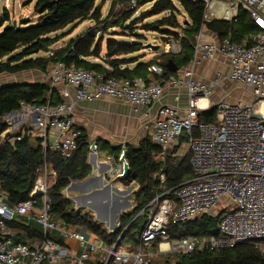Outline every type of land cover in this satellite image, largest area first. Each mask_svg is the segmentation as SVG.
Segmentation results:
<instances>
[{"label": "built area", "instance_id": "obj_1", "mask_svg": "<svg viewBox=\"0 0 264 264\" xmlns=\"http://www.w3.org/2000/svg\"><path fill=\"white\" fill-rule=\"evenodd\" d=\"M139 1L115 0L113 13L125 8L133 10ZM200 1L205 5L206 22L231 20L239 8L246 11L258 31L248 38L250 45L228 39L202 41L200 32L193 57L178 71V76L172 74L149 83L142 78L105 79L100 74L57 61L43 75L50 90L58 94L60 103H20L19 110L4 117L6 130L0 136L9 142L20 141L25 135L35 136L44 154L48 150L57 152L66 161L76 150L80 134L72 118L78 103L107 99L127 104L137 112L151 109L160 100L164 87L177 92L185 90L184 115L176 107L162 106L156 111L153 123L152 141L163 154L185 145L190 155L191 179L175 188V201L164 198L158 205L163 195L154 200L158 209L142 229L137 249H133L124 232L118 237L122 238L116 248L115 244L101 248L98 239L84 229L66 227L52 220L47 192L54 174L44 167L34 183L30 200L10 207L5 204L6 194L0 191V264H86L87 261L151 264L152 254L143 250L156 242L159 254L187 255L264 241V0ZM180 50L179 41L159 45L160 54L175 55ZM216 57L227 62V72L216 75L211 82L196 79L195 68ZM149 72L157 78L164 74L158 65L151 66ZM226 84L242 86L249 99L241 95L235 103L222 101L212 106L209 100L214 89ZM173 99L178 103L180 94L175 93ZM212 107L217 108L215 122L198 123L199 113ZM89 149L94 152L96 147L93 144ZM122 153L116 167L109 172V179L120 180L123 175ZM159 180L164 183L163 173L159 174ZM36 195L42 197L40 209L33 201ZM199 216L217 219L216 235L170 240L166 232L170 219L183 223ZM21 220L39 224L44 239L30 245L14 243L13 230L5 222ZM119 227L117 220L108 232L113 233ZM48 233H54L62 241L76 242L82 252L76 256L64 245L47 238Z\"/></svg>", "mask_w": 264, "mask_h": 264}, {"label": "trees", "instance_id": "obj_2", "mask_svg": "<svg viewBox=\"0 0 264 264\" xmlns=\"http://www.w3.org/2000/svg\"><path fill=\"white\" fill-rule=\"evenodd\" d=\"M97 1L37 0L33 11L39 22L31 26H27L28 21H23L22 26L13 27L8 11L4 9L0 16V75H16L29 71L45 73L50 65L62 61L66 66L100 74L105 79L142 78L148 83L147 78L152 75L149 72L151 66L158 65L164 70L161 78L153 75L157 80L173 74L165 68L168 61H172L179 69L186 67L193 57L196 37L203 29L215 34L219 40L228 39L247 46L250 45L248 38L258 32L248 13L242 8L238 9L237 15L231 20L206 22L205 5L200 0H140L135 9L125 8L116 13H113L115 0H111L109 14L103 19L102 6L106 0H101L100 3ZM145 4L152 6L149 15L163 16L143 25L142 31L159 35L162 43L179 41L181 50L178 54H160V51H154V57L148 61L138 56L146 45L142 43L144 37L135 33L134 25L144 15L133 20L131 24L127 23L133 19L138 8ZM180 10L186 16L182 24L177 21ZM85 21H90L93 25L75 38L57 46ZM5 24L10 27L4 30ZM113 29H120V32H111ZM126 36H131L133 41L118 39ZM60 101L58 94L50 90L47 82L0 86V136L6 130L4 117L19 110L20 103L57 105ZM216 111L217 108L212 107L199 113L198 123L215 122ZM76 130L80 133L77 148L66 161L57 152L48 150L44 154L35 136L25 135L20 141L13 142L0 137V191L7 196L5 204L14 207L30 200L34 183L45 167L47 172L54 174L47 192L52 220L66 227L82 228L107 246L115 244L124 232L127 241L137 249L139 235L152 214L150 210L153 208L154 212L157 211L164 198L175 201V188L191 179L189 153L181 158L174 155L176 150L162 155L159 147L149 138L142 140L137 147L127 146L125 161L130 173L127 178L115 181L124 185H137V190L133 193L135 206L120 215V227L109 233L95 220L93 214L85 209L75 208L64 196V191L72 182L82 181L92 172L87 163L90 152L87 133L84 129ZM95 147L103 150L109 148V145L101 141ZM117 153L115 159L118 161L121 150L117 149ZM160 173L165 177L163 184L159 180ZM160 196L162 197L159 198ZM156 198H159L158 205L153 203ZM33 201L40 209L42 197L36 195ZM99 202L101 199L97 198L94 204ZM22 221L5 222L14 232V243L30 245L44 239L39 224L32 220L24 223ZM216 228V218L199 216L183 223L170 219L166 232L170 240L176 241L213 236L216 235ZM46 237L63 245L62 240L54 233H48ZM154 244L157 245V242ZM174 258L176 264H264V241L243 243L218 251H193L187 255H174ZM93 264L103 262L97 261ZM109 264L113 262L110 261Z\"/></svg>", "mask_w": 264, "mask_h": 264}, {"label": "crops", "instance_id": "obj_3", "mask_svg": "<svg viewBox=\"0 0 264 264\" xmlns=\"http://www.w3.org/2000/svg\"><path fill=\"white\" fill-rule=\"evenodd\" d=\"M69 37L70 36L61 40L57 44V46H61L65 42L69 41L70 39L67 40V38ZM200 39L202 41H215L216 39H218V37L215 34H212L210 31L203 29L200 35ZM150 59L144 61H148ZM182 69L183 68L181 69L178 68V71H181ZM226 72H227V62L223 58L216 57L215 60L204 62L200 66L196 67L194 71L195 74L194 77L204 82H211L212 80H214L216 75L225 74ZM34 73H39V72H34ZM178 73L179 72L173 74L175 76H178ZM147 79L149 80V82L158 81L153 75H149ZM24 83L32 84L37 82L35 81L31 82L27 80L24 81ZM233 87H235V85L232 84H226L219 88L216 87L213 91V94L210 97L209 100L210 104L213 105L219 102V100H224L226 94H230V92L233 90ZM175 93L180 94V100L178 103H176L173 99ZM186 101L187 100H186L185 90H180L177 92L176 90L171 89L169 87H164L163 94L160 100L157 103H155L151 109H141L137 112L133 111L131 107L127 104H123L116 101H110L107 99L78 103L75 106L74 111L72 113L74 127L77 129L78 128L84 129L86 131L90 146L93 144L94 145L99 144L102 141L107 143L109 145V148H104L103 150L95 149L94 152H89L87 163L91 167L92 170L91 175L87 179H84L82 181L72 182L69 187L71 189H74V192H80L86 190L87 184L90 182L99 183L100 186L102 185V183L104 184L103 179H105V177L109 178L108 176L109 172L117 165V163H115L118 162L115 159V156L118 154L117 149H120L121 152H123V150H125L127 146L137 147L139 143L146 138L152 140V136L154 133L153 123L158 108L162 106L176 107L178 109L179 114L184 115L186 109ZM109 149H111L112 151H116L115 155H112L110 153L107 154V151ZM174 150H176L175 151L176 153L174 155L177 156L178 150L177 149ZM174 150H171L165 154L173 152ZM119 182L120 181H118L117 183ZM114 184L115 185H113L112 190H115L118 196L123 195V193L125 192L121 190L122 188L120 187V191H119L118 189L119 186L116 183ZM105 186L106 187L104 190H110V185H105ZM135 189L137 190V185L134 188V190ZM83 193L84 194L82 195V197H75V198L90 199L97 195H103L96 191H93L92 193L89 194H86L85 191ZM110 197L112 200L111 203L110 201H105V204L108 205L107 207L110 208L108 212L105 209L106 205L105 206L102 205L103 199H101V202H99V204L93 203V207L95 208L96 211L99 212L98 221L106 220L109 215L113 216V212L116 211L118 212V210L122 208L120 203L117 204L116 202H114L119 200L120 197H117L115 195H111ZM127 198H129V196ZM121 214H119L117 218L115 217L116 220L119 221V217ZM115 218L112 217L111 223H113ZM23 222H25V220H23ZM101 224L104 225L102 222ZM62 242L64 247L73 254H75L76 256H79L80 253L82 252V247H80L76 242H72L68 240ZM99 246L101 248L108 247L102 241H99ZM151 247L153 248L154 251L153 253H149V254H152L155 257L162 256V254L158 253L156 244H153L149 248ZM86 264H93V262L87 261Z\"/></svg>", "mask_w": 264, "mask_h": 264}, {"label": "rangeland", "instance_id": "obj_4", "mask_svg": "<svg viewBox=\"0 0 264 264\" xmlns=\"http://www.w3.org/2000/svg\"><path fill=\"white\" fill-rule=\"evenodd\" d=\"M5 1H6V3H5ZM36 1L37 0H0V16H1L3 10L6 9L8 11L11 24H13L15 22L16 26H22L21 23L23 21H28L27 26L36 25L39 22L38 17L34 14V11H33V8H34ZM97 2L100 3L101 0H98ZM110 5H111V0H106L105 3L103 4V6H102V17H103V19L108 16L109 10H110ZM151 11H152L151 4H145L144 6L138 8L136 13L134 14L133 19L127 23V24H131V23H133V20L135 21L136 18H139L142 15H144V18L141 21H138L139 19H137V21H135L136 24L134 25L135 33L142 35L145 39L144 41H142L144 46L147 44H151L154 46L162 44L161 39H160L161 37L159 35H157L155 33L145 32V31H142V29H141L143 25H147L149 23H152V22L156 21L157 19H159L163 16V14L157 15V16H151V15H149V12H151ZM185 17H186L185 14H183L180 10L179 15L177 16V21L179 22V24L183 23V19H185ZM6 25L7 24H5V26ZM92 25H93V23H91L90 21L83 22L70 35V37L67 38V40L76 37L77 35H79L83 31H85L88 27H90ZM22 28H24V27H22ZM111 32H120V29H113ZM115 38H117V37H115ZM118 39L129 41V42L133 41L131 36H129V37L128 36L118 37ZM138 56L140 58H143V60H147V59L154 57V51L146 50L144 47V49L138 53ZM34 72H36V71H34ZM34 72L29 71V72H22V73H19L16 75H8V74L0 75V86L12 84V83H24V81H27V80L31 81V82H34V81L35 82H45V77L43 75L44 73H40V72L34 73ZM241 95L244 98L249 99L244 92V88L240 85H236L235 87H233V90L230 92V94H226L225 99L219 100V102L224 101L227 103H233V102L235 103L237 101L236 99ZM212 106H214V104ZM2 139L6 140L5 138H2ZM109 153L112 155H115L116 151H112L111 149H109L107 151V154H109ZM186 154H187V148L185 145H183L182 147L179 148V150L177 152V156L181 158V157L185 156ZM115 163H117V162H115ZM103 180H104V184L102 183L101 186L99 185V183H91L90 182L87 184L86 190H84L86 192V194H89V193H92L93 191H96V192L101 193L103 195H97V196H94L90 199L89 198L79 199V198H75V197H82V195L84 194L83 193L84 191L74 192V189H71L69 187L68 189H66L64 191V196L67 197L74 204L75 208H82V209H85L86 211H89L91 214H93L96 221L99 220L98 219L99 218V212L96 211L95 208L93 207V203H94L95 199H97L98 197L100 199H103L102 205L105 206L106 205L105 201H110V203H111V201H112L111 197H110L111 195H115L117 197H120L119 200L114 201V202H116L117 204L120 203L122 208H120L118 210V212L117 211L113 212V216L109 215L106 220L98 221L99 223L102 222L104 224L103 227L108 231L112 225V223H111L112 217L115 218L123 212L130 211L135 206V202L133 200V193L135 191L134 188L136 187V185L134 183L131 185H124L120 182L117 183L115 180L109 179L107 177H105V179H103ZM114 183H116L119 186L118 189H120V187L122 188V191L125 192V193H123V195L118 196L116 194V191L112 190L113 185H115ZM105 185H110V190H104L106 187ZM128 196H129V198H127ZM90 202H92L91 206H89ZM107 206L108 205L105 206V209L108 212L110 208ZM127 206H129V207H127ZM89 208H91L93 211ZM114 209H116V208H114ZM150 212L154 213L153 208L150 210ZM113 226H115V223L113 224ZM90 241L92 242V240H90ZM153 251L154 250L152 247L143 250V252L145 254L153 253ZM149 262L151 264H176L174 254H172V253H166V254H162V256H156V257L154 255H152L151 257H149Z\"/></svg>", "mask_w": 264, "mask_h": 264}, {"label": "water", "instance_id": "obj_5", "mask_svg": "<svg viewBox=\"0 0 264 264\" xmlns=\"http://www.w3.org/2000/svg\"><path fill=\"white\" fill-rule=\"evenodd\" d=\"M12 26L13 27H16V23L14 22L12 24ZM8 27H10L9 24H7L6 26H4V30L7 29ZM145 49L146 50H150V51H159V46L158 45L154 46V45L149 44V45H146L145 46ZM165 68H166L167 72H169V73H176V72H178L177 66L172 61H168L167 64H166V66H165ZM7 85H9V84H7ZM125 156H126V150L123 151V153L121 155V158H120V161L123 163V175L120 177V180H123V179L127 178V176L130 173L129 166H128V164L125 161ZM116 218L114 219L111 228H114L113 224L117 221ZM121 238H119L117 240V242L115 243V248L118 245V243H119V241H120Z\"/></svg>", "mask_w": 264, "mask_h": 264}, {"label": "bare ground", "instance_id": "obj_6", "mask_svg": "<svg viewBox=\"0 0 264 264\" xmlns=\"http://www.w3.org/2000/svg\"><path fill=\"white\" fill-rule=\"evenodd\" d=\"M226 15H228V12H226ZM164 247V246H163Z\"/></svg>", "mask_w": 264, "mask_h": 264}]
</instances>
